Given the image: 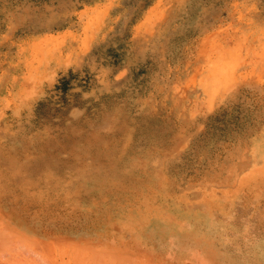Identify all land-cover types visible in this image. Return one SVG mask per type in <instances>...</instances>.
<instances>
[{
	"label": "rangeland",
	"instance_id": "obj_1",
	"mask_svg": "<svg viewBox=\"0 0 264 264\" xmlns=\"http://www.w3.org/2000/svg\"><path fill=\"white\" fill-rule=\"evenodd\" d=\"M0 264H264V0H0Z\"/></svg>",
	"mask_w": 264,
	"mask_h": 264
}]
</instances>
